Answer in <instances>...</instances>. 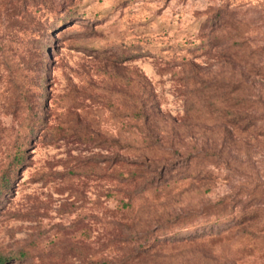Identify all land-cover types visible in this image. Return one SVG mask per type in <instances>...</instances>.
<instances>
[{"label": "rangeland", "instance_id": "rangeland-1", "mask_svg": "<svg viewBox=\"0 0 264 264\" xmlns=\"http://www.w3.org/2000/svg\"><path fill=\"white\" fill-rule=\"evenodd\" d=\"M5 264H264V0H0Z\"/></svg>", "mask_w": 264, "mask_h": 264}, {"label": "trees", "instance_id": "trees-1", "mask_svg": "<svg viewBox=\"0 0 264 264\" xmlns=\"http://www.w3.org/2000/svg\"><path fill=\"white\" fill-rule=\"evenodd\" d=\"M6 261L4 259H0V264H5Z\"/></svg>", "mask_w": 264, "mask_h": 264}]
</instances>
